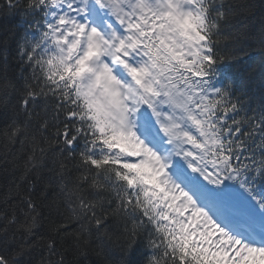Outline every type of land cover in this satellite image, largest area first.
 I'll return each mask as SVG.
<instances>
[{"label": "snow or ice", "instance_id": "snow-or-ice-1", "mask_svg": "<svg viewBox=\"0 0 264 264\" xmlns=\"http://www.w3.org/2000/svg\"><path fill=\"white\" fill-rule=\"evenodd\" d=\"M4 3L52 15L43 40L26 55L33 71L15 103L9 104L14 85L7 79L0 84V108L13 113L2 159L7 166L8 146L19 140L24 164L15 194L24 223L37 222L39 196L63 225L32 264H66L62 244L84 256L93 239L100 241L101 255L103 242L117 233L111 228L127 252L146 225L162 234L152 247L163 245L171 264H264V247L232 235L245 226L233 222L235 212L212 193L229 182L251 195L248 174L264 175V157L255 155L264 150V124L235 118L237 106L227 94L208 89L217 59L214 25L202 0ZM188 5L192 10H185ZM49 43L57 49L51 56ZM42 45L45 55L38 52ZM253 137L257 142L249 149ZM76 143L84 149L72 151ZM105 168L111 169L104 179L114 197L103 195L106 185L96 179ZM40 169L49 180H41ZM12 193L9 188L5 204ZM252 199L264 210V200ZM15 207L8 217L7 209L0 211V247L13 244ZM246 220L251 236L256 226ZM23 230L30 233L32 226ZM31 250L16 246L10 255L0 254V264H15Z\"/></svg>", "mask_w": 264, "mask_h": 264}, {"label": "trees", "instance_id": "trees-1", "mask_svg": "<svg viewBox=\"0 0 264 264\" xmlns=\"http://www.w3.org/2000/svg\"><path fill=\"white\" fill-rule=\"evenodd\" d=\"M211 11L214 25L211 46L217 63L234 82L239 103L245 108H257L264 115V0H212ZM46 18L45 8H26L23 5L9 7L4 0H0V84L7 79L14 85L9 99L10 105L17 101L18 93L23 90L26 80L31 78L33 65L26 60V55L41 43L44 32L42 24ZM38 52L45 55V46L42 45ZM46 55L51 56L53 53L47 50ZM42 103L43 101H38L37 107ZM12 118L10 109L0 108V211L7 209L8 217L12 214L13 206H16L17 216V223L9 226V235L14 237L13 244L0 247V254L10 255L16 246L27 245L32 250L16 260L15 264H26V261L32 264L46 254V249H43L44 242L56 236L63 225L59 222L56 209L39 196L35 198L41 205L37 209V222L34 225L30 220L27 224L24 223L27 219L23 215L25 209L19 204L15 194V184L19 183L18 177L23 174L24 164L23 154L19 152V140L8 146V155L5 157L8 160L7 166L2 159L6 143L4 128ZM52 146L55 147V142H52ZM84 147V144L76 143L71 150L78 152ZM13 154H16L15 161ZM40 171L41 180L50 179L46 169ZM110 174L111 169L105 168L101 176L96 177L100 183L106 185L102 189V194L106 197L115 196L114 190L107 187L108 181L104 179V175ZM93 176L94 169L89 178L92 179ZM9 188L13 189V193L5 204L3 197ZM41 189L42 184H38L35 191L39 192ZM48 194H51V189ZM57 200L62 204L61 198L57 197ZM60 211L63 212L64 209L61 207ZM3 223L5 220L0 219V227H3ZM29 225L32 226L30 233L23 230ZM154 228L155 225H146L127 252L121 248L119 232L115 228L110 229L117 231L113 240L103 242L101 255L96 251L100 241L95 239L88 246V254L84 256L74 253L71 243H64L61 247L65 250L66 264H121V261L124 264H155L158 259L161 264H171L163 255V245L160 248L152 247L153 240L160 241L162 238V234L155 233Z\"/></svg>", "mask_w": 264, "mask_h": 264}]
</instances>
